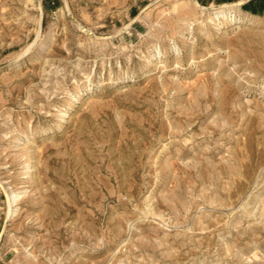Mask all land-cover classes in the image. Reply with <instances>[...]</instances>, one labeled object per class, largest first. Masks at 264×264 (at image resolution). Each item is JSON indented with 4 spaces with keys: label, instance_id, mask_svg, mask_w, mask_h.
Segmentation results:
<instances>
[{
    "label": "rangeland",
    "instance_id": "rangeland-1",
    "mask_svg": "<svg viewBox=\"0 0 264 264\" xmlns=\"http://www.w3.org/2000/svg\"><path fill=\"white\" fill-rule=\"evenodd\" d=\"M246 1L0 0V264H264Z\"/></svg>",
    "mask_w": 264,
    "mask_h": 264
},
{
    "label": "trees",
    "instance_id": "trees-1",
    "mask_svg": "<svg viewBox=\"0 0 264 264\" xmlns=\"http://www.w3.org/2000/svg\"><path fill=\"white\" fill-rule=\"evenodd\" d=\"M251 3H252V1L249 4H246L244 6V9L249 10V11H251L254 14H264V3H263V5H262V7L260 9L251 8Z\"/></svg>",
    "mask_w": 264,
    "mask_h": 264
},
{
    "label": "bare ground",
    "instance_id": "bare-ground-1",
    "mask_svg": "<svg viewBox=\"0 0 264 264\" xmlns=\"http://www.w3.org/2000/svg\"><path fill=\"white\" fill-rule=\"evenodd\" d=\"M195 2V1H194ZM195 4L197 5V7L200 9V10H202V11H204L206 8L205 7H203V6H199L196 2H195ZM224 6H228V5H224ZM78 26L80 27V28H83V26H82V24L81 23H78Z\"/></svg>",
    "mask_w": 264,
    "mask_h": 264
},
{
    "label": "water",
    "instance_id": "water-1",
    "mask_svg": "<svg viewBox=\"0 0 264 264\" xmlns=\"http://www.w3.org/2000/svg\"><path fill=\"white\" fill-rule=\"evenodd\" d=\"M195 2H196V0H194ZM251 0H248V1H246L245 3H247V2H250ZM73 21L78 25V22L75 20V19H73ZM83 31L84 32H87V30H85V29H83Z\"/></svg>",
    "mask_w": 264,
    "mask_h": 264
}]
</instances>
